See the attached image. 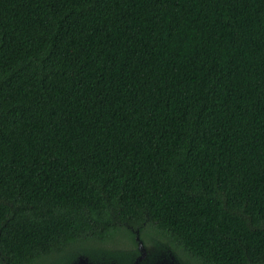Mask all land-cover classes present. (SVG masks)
Listing matches in <instances>:
<instances>
[{
	"label": "trees",
	"instance_id": "1",
	"mask_svg": "<svg viewBox=\"0 0 264 264\" xmlns=\"http://www.w3.org/2000/svg\"><path fill=\"white\" fill-rule=\"evenodd\" d=\"M138 236L264 264V0H0V264Z\"/></svg>",
	"mask_w": 264,
	"mask_h": 264
},
{
	"label": "flooded vegetation",
	"instance_id": "2",
	"mask_svg": "<svg viewBox=\"0 0 264 264\" xmlns=\"http://www.w3.org/2000/svg\"><path fill=\"white\" fill-rule=\"evenodd\" d=\"M138 233V231H136ZM141 238H136V245L133 246V249L137 252L133 254V260L130 264H202L197 262L193 256H167L166 254H161L160 256H143L142 248L140 247ZM144 243V241H142ZM121 250L124 249V244L120 246ZM128 249V248H127ZM129 254V253H127ZM130 255V254H129ZM125 258L128 255H124ZM116 263L112 261L110 264ZM117 264V263H116Z\"/></svg>",
	"mask_w": 264,
	"mask_h": 264
},
{
	"label": "rangeland",
	"instance_id": "3",
	"mask_svg": "<svg viewBox=\"0 0 264 264\" xmlns=\"http://www.w3.org/2000/svg\"><path fill=\"white\" fill-rule=\"evenodd\" d=\"M142 242V241H141ZM143 243V242H142ZM143 247L144 250L142 249V253L143 256H160L161 254H166L167 256H172L171 254H168L167 252H164V250L157 248L152 242L151 240L148 241L147 243H143ZM81 250H91L93 251L95 254H99L101 252V250H106L108 251L109 249L112 250V246L110 245V243H98L96 241H93L92 243L83 246L81 245L79 247ZM126 248L125 244H124V249ZM74 256H52L48 259H46L44 262L40 263V264H68L70 262V260L73 258ZM140 262L136 263L139 264ZM116 264V263H113Z\"/></svg>",
	"mask_w": 264,
	"mask_h": 264
},
{
	"label": "water",
	"instance_id": "4",
	"mask_svg": "<svg viewBox=\"0 0 264 264\" xmlns=\"http://www.w3.org/2000/svg\"><path fill=\"white\" fill-rule=\"evenodd\" d=\"M139 239V236L137 237ZM143 243L140 241V247L144 250ZM73 264H98L92 260H90L89 257H80L78 260H76Z\"/></svg>",
	"mask_w": 264,
	"mask_h": 264
}]
</instances>
